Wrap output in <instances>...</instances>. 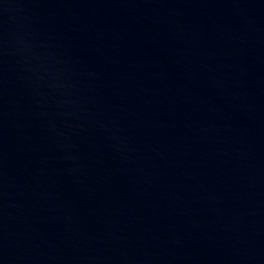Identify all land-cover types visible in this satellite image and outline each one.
<instances>
[{"label":"water","instance_id":"95a60500","mask_svg":"<svg viewBox=\"0 0 264 264\" xmlns=\"http://www.w3.org/2000/svg\"><path fill=\"white\" fill-rule=\"evenodd\" d=\"M0 264H264V0H0Z\"/></svg>","mask_w":264,"mask_h":264}]
</instances>
